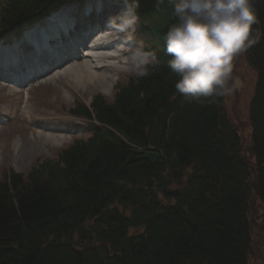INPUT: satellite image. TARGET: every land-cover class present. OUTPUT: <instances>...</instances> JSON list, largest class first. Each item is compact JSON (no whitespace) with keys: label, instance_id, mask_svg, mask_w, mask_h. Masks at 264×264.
Instances as JSON below:
<instances>
[{"label":"trees","instance_id":"16d2710c","mask_svg":"<svg viewBox=\"0 0 264 264\" xmlns=\"http://www.w3.org/2000/svg\"><path fill=\"white\" fill-rule=\"evenodd\" d=\"M77 1L0 0V38ZM135 3L137 33L158 63L117 84L111 102L96 95L70 109L89 121L86 139L25 176L3 173L0 264H249L250 176L225 94L177 93L164 42L172 6ZM252 5L248 144L264 202V0Z\"/></svg>","mask_w":264,"mask_h":264},{"label":"rangeland","instance_id":"374dc122","mask_svg":"<svg viewBox=\"0 0 264 264\" xmlns=\"http://www.w3.org/2000/svg\"><path fill=\"white\" fill-rule=\"evenodd\" d=\"M116 17L122 15L125 10L117 9ZM126 34V38L131 33ZM137 44L133 46L132 53H127L128 60L119 62L116 70L110 74L113 78L112 85H101L97 88L89 86L76 79L74 73L56 76L54 79H43L38 87L31 89L27 96L30 109L40 122L38 128L45 134L53 133L60 137L56 145L46 143L42 145L38 134L32 130L30 122H26L20 115L23 112L22 96L25 94H13L11 91L0 88V112L8 118L16 117L11 123L0 129V178L3 173L12 170L15 173L26 175L37 162L53 160L65 147L70 146L75 140H84L88 137L89 123L81 118H75L68 112L76 104L81 103L88 106L96 95H101L106 101L111 102L114 95L115 85L126 82L127 76L139 72L136 67V57L143 53L148 46L150 38L133 34ZM131 59V60H130ZM69 66V65H67ZM66 68V67H65ZM64 67L61 69V73ZM60 73V74H61ZM50 79V80H49ZM256 75L248 66L244 51L233 57L231 68L227 79L228 91L224 96V112L230 122V126L238 132L241 138V154L246 160L250 176L251 194L249 198L248 220L250 224L251 249L249 264H264V202H262L254 191L256 171L254 160L250 154L248 123V104L252 97ZM25 93V92H24ZM26 111L27 106H24ZM10 113V114H9ZM5 119V117H3ZM47 120L46 122H44ZM37 128V129H38ZM45 136V135H44ZM19 145V153L15 146ZM119 210L121 208L119 207ZM133 233V231H131Z\"/></svg>","mask_w":264,"mask_h":264},{"label":"clouds","instance_id":"9594fccd","mask_svg":"<svg viewBox=\"0 0 264 264\" xmlns=\"http://www.w3.org/2000/svg\"><path fill=\"white\" fill-rule=\"evenodd\" d=\"M165 0H155L159 9ZM177 23L164 36L167 67L179 79L177 93L191 100L201 96L224 95L231 62L251 47L250 38L257 17L252 0H167ZM125 12L110 18L108 26L119 33H134L139 22L135 0H126ZM157 62L154 54H139V75L145 66Z\"/></svg>","mask_w":264,"mask_h":264},{"label":"bare ground","instance_id":"6f19581e","mask_svg":"<svg viewBox=\"0 0 264 264\" xmlns=\"http://www.w3.org/2000/svg\"><path fill=\"white\" fill-rule=\"evenodd\" d=\"M93 2V0H90V2H86L82 4L83 7H86L89 3ZM82 6H73L68 8L65 12H75L79 11ZM58 15L55 20L59 17ZM109 21V20H108ZM107 21V28L102 31L101 36L95 39L91 40L92 49L91 53H89L88 57L82 58V60L73 62L67 61L69 63V66L64 67L62 73L55 74L51 78L54 79L56 76H64L65 74L74 73L75 80L78 79L84 83H86L89 88H97L101 85H112L113 78L110 75V70L113 69V61H124L127 60L124 58V46L123 43L118 47V40H116V36L119 35V32L115 31L114 29L110 28L108 26ZM54 22V21H53ZM53 22H51L49 25H51ZM42 42L45 43V40L43 39ZM118 47V48H117ZM123 50V51H122ZM117 51L120 53L118 55ZM68 65V64H67ZM39 86V85H38ZM30 89L27 91L25 98L22 97L23 104V112L20 113L22 118L26 122H30L32 130L35 128L34 133L38 134L39 140H41L42 145L46 143H50L51 145H56L58 141H61L60 137L57 135H54L53 133L45 134L44 132H41L42 128H38V124L40 120L34 116L35 114L30 109V102L29 98L26 97ZM17 94V93H15ZM24 106H27L26 111H24ZM6 115H8V110H6ZM10 114V113H9ZM13 118L16 117L15 114L12 115ZM45 120L44 122H46ZM37 122L38 124H35ZM38 128V129H37ZM45 135V136H44ZM17 149V154L19 153V145L15 146Z\"/></svg>","mask_w":264,"mask_h":264}]
</instances>
